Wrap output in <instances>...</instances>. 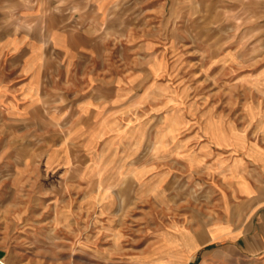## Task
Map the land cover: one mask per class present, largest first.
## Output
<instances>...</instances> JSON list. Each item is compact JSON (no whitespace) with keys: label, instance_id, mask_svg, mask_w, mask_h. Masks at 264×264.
<instances>
[{"label":"rangeland","instance_id":"1","mask_svg":"<svg viewBox=\"0 0 264 264\" xmlns=\"http://www.w3.org/2000/svg\"><path fill=\"white\" fill-rule=\"evenodd\" d=\"M263 211L264 0H0V264H264Z\"/></svg>","mask_w":264,"mask_h":264},{"label":"crops","instance_id":"2","mask_svg":"<svg viewBox=\"0 0 264 264\" xmlns=\"http://www.w3.org/2000/svg\"><path fill=\"white\" fill-rule=\"evenodd\" d=\"M99 2V1H98ZM257 211L253 213V215H257L259 212V208L256 209ZM264 213V211L262 212ZM259 233L254 235H250L248 240L252 242L249 246L251 248L256 249L262 245L264 247V216L261 217V221L257 224ZM211 233H207L205 236V243L212 242H219L226 239H237L240 237V234L237 232L239 231L237 225L234 221L229 220L226 222H217L213 226L209 227ZM198 239L195 238V245L197 244ZM199 243V241H198ZM198 248V244L196 246Z\"/></svg>","mask_w":264,"mask_h":264}]
</instances>
